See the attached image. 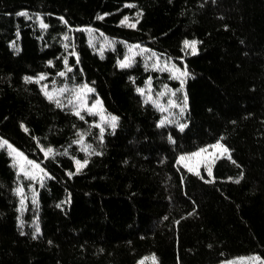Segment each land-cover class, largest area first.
Here are the masks:
<instances>
[{"label":"trees","instance_id":"trees-1","mask_svg":"<svg viewBox=\"0 0 264 264\" xmlns=\"http://www.w3.org/2000/svg\"><path fill=\"white\" fill-rule=\"evenodd\" d=\"M84 29L115 47L99 53ZM128 45L184 66L185 85L140 58L121 67ZM41 76L91 88L115 127L48 99ZM148 84L184 105L177 121ZM263 119L264 0H0V143L48 175L22 213L29 182L0 151V264L264 262ZM218 143L233 153L213 177L179 167Z\"/></svg>","mask_w":264,"mask_h":264},{"label":"rangeland","instance_id":"rangeland-1","mask_svg":"<svg viewBox=\"0 0 264 264\" xmlns=\"http://www.w3.org/2000/svg\"><path fill=\"white\" fill-rule=\"evenodd\" d=\"M84 32L86 33L91 46L101 54L115 47L114 41L110 40L103 34H100L93 29H84ZM127 48L128 55L124 61L127 60L129 62V65H131L138 58H140L143 60L147 68L167 72L174 79L179 80L180 82L183 81L182 83H184L185 85L188 79L189 72L184 66L176 65L173 61L160 57L159 55L141 46L128 45ZM196 48L197 45L195 44V52ZM187 51L193 52L192 48L188 47ZM177 69L179 71H175ZM185 70L187 71V75L180 76V72H184ZM35 81L41 86V89L47 98L48 96L45 93H52V101L56 102L57 100H59V105L69 108L75 114L77 111H79L80 115H83L85 113L96 115L99 119V127L102 128L103 131L107 128H113L110 123L112 117L108 116L105 113L101 101L96 96L95 92L93 90H87L91 89L88 86L86 88H84V86L76 88L52 87L46 83L45 77L44 79H40L39 77ZM82 88H84L83 92L80 91ZM61 89H64L65 91L61 92ZM78 96L80 97L79 99H77ZM142 96L146 101L153 103L160 110L162 108L165 109L164 111L161 110L164 115L163 124H171L177 121V117H179V115L182 114L185 110L184 105L182 106L181 104H177L176 100H174V95L172 91L169 89H164L162 93H156L153 90L151 84H148V86L143 90ZM149 97H151V99H149ZM181 109H183V111H181ZM218 145L219 147H217ZM3 149H6L10 153L13 162L18 170V174L29 182V189L20 187L17 190V194L19 195L21 200L22 213H24L28 208V202L36 201L38 197V192L36 190L37 185H43L44 182L47 180L48 175L41 165L31 161V164H29V160L23 154L22 157H18L17 153L20 152L15 150L12 146L9 147L8 143L5 145L4 141L0 143V151ZM232 153V150L224 147L221 143H218L216 145L203 148L194 154L181 156L185 159L181 160L180 157L178 165L181 169L188 171L191 174L198 176L206 174L208 177L211 178L213 177V170L216 163L222 158H231ZM49 155V153L46 154V156ZM21 164H23L24 167L23 172L21 171ZM34 165H39V168L33 167ZM83 167H80L79 171L82 170ZM25 172L30 173V175H25ZM21 189L22 192L20 191ZM139 264H157V262L153 258H147L141 261ZM223 264H264V262L260 257L252 256L247 258H239Z\"/></svg>","mask_w":264,"mask_h":264},{"label":"snow or ice","instance_id":"snow-or-ice-1","mask_svg":"<svg viewBox=\"0 0 264 264\" xmlns=\"http://www.w3.org/2000/svg\"><path fill=\"white\" fill-rule=\"evenodd\" d=\"M127 20V18H125V21ZM41 27H47L46 25H44V24H41ZM185 43V47H188V48H192V50H193V54H195V42H188V41H185L184 42ZM121 67H127V66H129V62L126 60V61H124V62H122L121 63V65H120ZM70 70V69H69ZM175 71H179L178 69L177 70H175ZM60 75L61 76H63L64 75V73L62 72V73H60ZM187 75V71L185 70L184 72H180V76H186ZM26 79H28V80H30L31 78H26ZM40 79H44V77H40ZM183 82V81H182ZM87 86H84V88H86ZM84 88H82L80 91L81 92H83L84 91ZM88 91H92V89H87ZM61 92H63V91H65L64 89H61L60 90ZM138 91H140L141 92V94L143 95V90L141 89V90H138ZM47 96H48V98L51 100V99H53V94L52 93H48V92H46L45 93ZM80 97L78 96L77 97V99H79ZM149 99H151V97H149ZM186 99V98H185ZM56 103L57 104H59L60 102H59V100H57L56 101ZM162 111H164L165 109H161ZM181 111H183V109H181ZM76 115H80V113H79V111H77L76 112ZM81 118H83V117H81ZM115 122H116V117H112L111 118V120H110V123H111V126L114 128L115 127ZM162 123H163V121H162ZM183 125H181V129H183ZM103 132V129H101V133ZM82 142V141H81ZM4 144L6 145L7 144V141H4ZM9 147H11L10 145H9ZM217 147H219V145L217 146ZM85 150H87V149H85ZM13 151H15V150H13ZM48 152L49 153H51L52 152V149H48ZM198 155V154H197ZM17 156L18 157H22V154L21 153H17ZM183 159H185L184 157H181V160H183ZM29 164H31V162L29 161L28 162ZM87 164V161H84V164L83 165H81L80 164V162L79 161H77V165H78V168H77V171H79V168L80 167H83V166H85ZM33 167H35V168H39V165H34ZM21 171L23 172L24 171V167H23V164H21ZM209 174H210V170H209ZM25 175H30V173H27V172H25ZM71 175V174H70ZM237 182H239V181H237ZM21 192H22V189L20 190Z\"/></svg>","mask_w":264,"mask_h":264}]
</instances>
